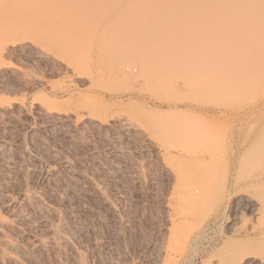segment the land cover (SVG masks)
<instances>
[{
	"label": "rangeland",
	"instance_id": "obj_1",
	"mask_svg": "<svg viewBox=\"0 0 264 264\" xmlns=\"http://www.w3.org/2000/svg\"><path fill=\"white\" fill-rule=\"evenodd\" d=\"M119 14L109 20L108 25L98 20L86 24L89 28L97 30L99 34H107L109 37L116 33H124L125 44H131L135 37H132V33L125 28V25L135 21L132 20L133 16L126 17L125 14ZM2 16L5 15L0 14L2 23V26L0 23V146H3L0 147V159L2 158L4 163L7 161L11 163L17 152L22 157L23 164L31 165L34 169L31 174L26 175L22 173L20 164L12 165L9 171L8 168L0 166V219H12L11 211L17 206L19 194L28 192V188L34 191L42 189L41 191L45 193L37 208L43 207L42 210L45 208L43 211L36 209V213L20 226L18 232L7 230L4 233L6 239L17 244L21 251L19 264H52V262L53 264H161L169 220L173 214L170 208L172 207L170 192L175 176L172 167L176 166L175 170H177L178 165H186L191 156L189 151H192L188 147L193 149V153L200 150L201 160L206 162L208 158L212 160L210 157L214 154L210 155V153H213V150L217 155L220 153L224 155L225 161L221 156L216 155L214 158L219 157L222 163H226L223 167L228 193L215 205L214 211L209 216L201 218L200 231L189 240L183 253L176 258L175 264H205L209 256L226 242L227 236L237 230L242 232L241 235L244 234L243 231L249 227L248 223L252 220L251 212L236 206L234 201L236 195L233 192L249 182L250 175L240 176L238 159L247 145L244 143L246 133L253 137L258 134V130L249 129L247 122L235 118L216 120L215 117L222 108H218L214 101L225 103L230 97L231 92L226 91L229 89L217 92L211 89L212 91H209L212 93H210L207 88V91L205 90L201 95L200 92L195 93L197 89L191 83L182 84V79L179 81L181 77L178 76L182 75V71L178 68L181 71L179 73L176 69L175 66L178 65L173 68L174 64L171 60L155 69H147L150 66L147 62L142 65L136 64L139 68L134 66L136 67L134 69L132 64L135 56L131 53L125 55L122 52L117 53V48L101 49L96 45L81 51L80 58L84 60V64L77 68L78 74L75 75L76 73H72L70 68L76 65L75 59L56 51L54 55L44 51L41 56H37L38 51L42 49L41 37L28 35L25 42L15 40L16 38L12 36L16 37V35L7 30V23L16 19ZM168 22L174 20L169 19ZM165 25L166 23H163L159 26V31L169 34L171 30L168 31L166 28L170 26ZM74 26L77 29L80 25L74 23ZM188 30L190 37L186 35L179 39L185 49L194 35L192 29ZM140 32L146 33L145 30ZM152 41L153 38L149 37L147 42L137 47L136 52H140L137 59L144 57L147 54L145 52L157 56L164 54L163 47L154 46ZM181 54L182 52H177L173 55L175 57L172 56L170 59L172 62L178 61ZM178 57H180L178 60L175 59ZM94 83L97 85L91 86ZM204 89L206 88L202 90ZM198 95L201 98L206 95L207 99L202 103L191 102L195 98L199 99ZM209 96H213L209 98L212 103L209 102ZM234 97L230 99L232 101L235 99L237 102L244 99L241 96H238L242 98L241 100ZM246 97L253 104L260 101V96L256 93ZM231 100L228 99L232 103ZM88 107H96L95 109L99 110L96 112L98 118L88 114L86 111ZM45 108L46 110L54 108L70 114L71 117L57 126H50L47 118L41 115L46 111ZM76 111L83 116L82 120L76 119L78 116ZM82 111L86 112L82 114L80 113ZM100 117L106 120L105 128L98 126ZM219 123L224 128L221 130L222 136L218 134L223 138L221 140L222 138L218 137L222 144L217 142V136L212 137V141L209 140L210 137L208 139L210 143L206 140L210 145L204 143L205 140L200 139L203 144L198 140V144L197 141L193 142L192 138H189L195 137L197 132L201 131L199 129L205 131L213 128L215 131ZM178 128H182L181 131L186 128L188 131L186 134L187 131L184 130L186 135L190 133V136L186 137L191 142L184 138L187 142L181 144V140L180 142L178 140L181 138L178 136L179 138L176 139L180 146L189 145L184 148L188 155L184 149H179L183 153L173 150L172 156H178L175 161L173 158L174 162L170 161L174 166L170 164L163 166L165 163L163 148L159 149L158 145H154L156 142L153 137L161 133L159 132L161 130L167 139H171L166 142L176 145V142H171L180 132ZM168 129H172L170 133ZM213 129L209 130L213 131ZM208 134L210 136L209 132ZM179 135L184 136L182 132ZM211 145L213 146L210 147ZM201 150L206 153L202 151V154ZM207 152L210 156H206ZM203 165L207 166V169L210 168L208 166L210 164ZM203 165L200 167L203 168ZM212 165L211 168H214L215 166ZM223 167L219 168L222 173ZM203 169L200 168L201 172L204 171ZM110 171L114 173L111 174ZM220 172L217 175L220 176ZM234 178H239L236 179L238 182ZM46 228L52 229L54 241L61 243L60 246L57 244L55 249L42 253L33 249L26 237L35 234L44 236ZM250 237H254V234ZM48 256L50 258H47ZM2 260L0 264L1 262L10 264Z\"/></svg>",
	"mask_w": 264,
	"mask_h": 264
},
{
	"label": "bare ground",
	"instance_id": "obj_2",
	"mask_svg": "<svg viewBox=\"0 0 264 264\" xmlns=\"http://www.w3.org/2000/svg\"><path fill=\"white\" fill-rule=\"evenodd\" d=\"M119 13L125 14L126 17L133 16L132 20L135 21L131 24L125 25V28H128L132 33V37H135V40L131 44H125L124 33H116L109 37L107 34H99L97 30L89 28L86 24L87 22L98 20L99 22L108 25L109 20L113 19L117 14L120 15ZM0 14L5 15L2 16L3 18L8 16L7 18L14 17V19H16L11 23H7L8 29L6 27L8 31H11L13 32L12 34L16 35V37L14 35L12 36L13 38H16L15 40L22 42L24 40L27 41L26 39H28V35L39 36V38L41 37L43 41L41 44L42 49L40 52L38 51L37 56H41V53L44 51L54 55V51H56L68 58L70 57L75 59L76 67H70L72 68V73H76L78 70L77 68L84 64V60L80 58V53L85 48L93 47L95 45L101 49L113 47L115 49L117 48V53L122 52L125 55H129V53H131L135 56V59L133 58L134 65L132 64L134 69L137 67L136 64L142 65L146 62L150 65H148L149 67H147V69H155L161 64L171 60V63L174 64L173 68L176 67L178 71L180 69L182 71H179V73L181 72L182 74L181 76L177 75L178 77H181L179 78V81L182 79V84L191 83L192 86L197 89L195 93L200 92L199 94H203L205 90L207 91V88H209L208 91H212L211 89H214L216 92L229 89L226 90L228 91L227 93L231 92L230 97L228 98L227 96L229 100H231L234 96L236 99L238 96L244 97L241 102L239 100L237 102L233 99V101L231 100V103L225 98V103H222L223 101H214V103H217L218 108H222L219 109L221 112L218 111V115L215 117L217 121H220V118H235L239 121L241 120L247 122L249 129L256 128L258 130V134L253 137L251 134L246 133L247 135L244 138V143L247 145L244 152L238 159L239 167L243 170L241 171L238 167L240 169L239 173H241L240 176L242 175V177H244L246 175L247 177L248 175L249 177L250 175L249 182L247 181V185L233 192V194L235 193L236 195V197L234 196L236 206L241 207L244 211H250L252 220L248 223L250 224L249 227L243 231L244 234L241 235L242 232H240V230L235 232L232 231L233 233L226 237V242L222 244L221 247L219 246L217 251L213 253L211 252L212 254L209 256L205 264H264V0H0ZM169 19L174 20V22H168ZM74 23L79 24V28L76 29ZM163 23H166V27L170 26L166 28L168 31L171 30L169 34L159 31V26ZM188 29H192L194 31V35H192L191 41L185 49L184 46L180 44L179 39L186 37V35L189 36ZM140 30H145L146 33H141ZM191 34L192 33H190V35ZM149 37L153 38L152 43L154 46L161 45L163 47L164 54H160L159 57L156 54L145 52L147 54L144 57L137 59L136 57L140 54V52H136L137 47L147 42ZM177 52H182L180 55L181 58H175L177 60L179 58L180 59L172 62V59L170 58ZM174 57L175 56H173V58ZM175 65H178V67ZM137 68H139V66ZM176 73H174V76ZM77 74L78 73L75 75ZM95 85L97 84L94 83V85L91 86ZM203 88L206 89L202 90ZM199 89L202 91H198ZM210 93L208 95H210ZM251 93H256L260 96V101L258 103L253 104L249 101V98L247 99L246 96L251 95ZM231 94L233 96H231ZM199 96L200 95H198V97ZM204 96L202 98L199 97V99L195 98L196 96H192L195 99L191 102L196 101V103H202L205 101L204 99H207V96L206 98H204ZM211 97L213 98V96ZM211 97L209 96L208 99ZM239 99L241 100L242 98ZM211 101L212 100L209 99V102ZM218 102L220 104H218ZM95 108L96 107H88L86 108L87 110H85L89 115H93L94 118H98L96 112H99V110H96ZM81 110L84 111V109H80V111ZM77 111V114H74L78 115L76 119L80 121L83 116L79 115ZM83 111L80 113L84 114L86 112L85 111L83 113ZM42 113L43 114L41 115H44V117L47 118L50 126H57L58 124L64 122V120L68 117H71L69 116L70 114L68 115V113L54 110V108H48ZM102 118L103 117H100L98 121L99 125L98 123L97 125L103 128L106 125V120ZM186 128L183 129L187 131ZM164 129L165 128H163V130ZM181 129L182 128H178L180 132L177 131V136H174L175 134L173 135L175 139L174 137H171L172 135L170 136L174 139L171 143L176 142V145L175 143H167L166 141L171 139H167L165 137L166 135H164L159 129L157 130H159L162 134L156 133V137L154 135L155 133L153 134V138L156 142L154 145H158L159 149L162 147L164 151L163 162L165 161V163L163 166L174 162L176 157L178 159V156H172V151H178L179 149H184L189 146H180L181 144H185L189 138H192L193 142L197 141L198 143L199 140V143L203 144V142H200V139H202L201 141L205 140L204 143H208L209 140L215 138L216 136L217 138H222L221 130L224 128L219 123L218 126H216L215 131L213 128H208V130L205 131L204 129H199L201 130L198 131L199 133L195 131L197 132L196 135L198 138L195 139L197 136L195 135L194 137L192 135L194 140L193 137L189 135L190 133L186 135L188 131L185 134L184 130L181 131ZM209 129H213V131ZM218 129L220 131H218ZM207 131L210 133V136ZM181 132L184 136L179 135ZM195 132L191 133L195 134ZM202 132H204V134ZM214 132L217 134L215 135ZM219 133L221 136L218 135ZM178 136L181 139H178ZM186 136L190 137L187 139ZM176 139H178L179 142L181 140L182 143L177 144ZM221 140H223V138ZM221 140L218 138L217 142L219 143ZM212 146L213 145L210 147ZM188 148L192 150H188L190 153L189 155L191 156L189 159L187 158V163L185 162L188 168H186V165H178V168H176L177 170H175L176 166L170 164L174 166L172 167V171L174 170L173 173L175 174L173 179L174 185L172 191L170 192L172 201V207L170 208H172L173 214L171 213V219L169 220L170 225L168 227L165 248L163 247L164 251L161 264H175L176 258L183 253L189 240L196 236V234L200 231V222L202 221L201 218L209 216L214 211L215 205L225 196L226 193H228L227 178L225 177L226 174L224 175V167L226 163H222L224 155H220L221 153L217 155L214 152L215 150H213V153H210V155L214 154L210 157L212 160L210 161L208 158V161L206 162L204 160V162L201 160L202 156L199 152L200 150L193 153V149L190 147ZM203 148L205 149V147ZM215 149L217 151V148ZM184 150L186 151V149ZM203 150H201V152ZM179 151L183 153L182 150ZM209 152H207L206 156L209 155ZM13 154L15 155V153ZM16 154L17 156L14 158L12 157L13 159L11 163L8 161L7 163H4L1 158L0 166L2 165L5 168H8L9 171V167H12V165L20 164L22 166V173H25L26 175L31 174L34 168H32L31 165L23 164L22 157L18 155L19 153L16 152ZM186 154L188 155L187 151ZM216 155L219 157L221 156L222 160H220L219 157H217L218 159H215L214 156ZM179 159L183 161V159ZM187 159H184V161ZM171 160L172 162H170ZM209 161L210 163H208ZM204 163L206 165H212L214 163L212 166L215 167L211 168V166L208 165L210 167L209 170L207 169V166L203 165ZM202 165L203 168L204 166L206 168L203 169L200 167ZM199 167L204 170H202L204 173L201 172ZM220 167H223V173L222 170L219 169ZM200 172L203 175H200ZM219 172L220 176L219 174L217 175ZM113 173L111 172V174ZM236 179L238 180L239 178ZM25 184L28 185L29 183ZM28 189L30 190V188ZM29 190L25 193H18L19 199L17 206H13L14 208H12L11 211L12 219H0V261L4 259L6 260L5 262L10 264H19V253L21 251L17 244H13L11 243L12 241L10 242L6 239V235H4V233L7 230L18 232V230L21 229L20 226L29 221L33 213H36V209L40 206V202H42L40 200L43 196H45V193L41 191L42 189L40 191H34L33 189ZM42 206L44 205L42 204ZM41 208L37 210H40ZM42 211L40 212L43 213ZM54 218H52V220ZM46 229L45 232L42 230L44 232V236L35 234L32 236L27 235L26 237L29 245L37 251H42V253L47 250L50 251V249H55L54 247H57V244L60 246L61 243L60 241H58L59 243L54 241L55 239L53 238L54 233H52V229ZM43 232H41L42 235ZM251 234H254V237L251 238ZM65 242L67 241L65 240ZM61 247L63 246L61 245ZM45 254L47 253L45 252ZM47 258L50 257L48 256ZM3 262L1 263L3 264ZM49 262L50 261H48V263Z\"/></svg>",
	"mask_w": 264,
	"mask_h": 264
}]
</instances>
